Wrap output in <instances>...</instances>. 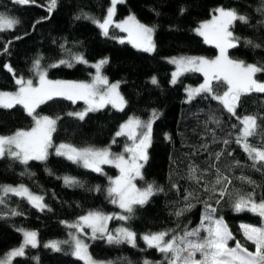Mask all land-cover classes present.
<instances>
[{"label": "trees", "instance_id": "obj_1", "mask_svg": "<svg viewBox=\"0 0 264 264\" xmlns=\"http://www.w3.org/2000/svg\"><path fill=\"white\" fill-rule=\"evenodd\" d=\"M48 3L49 0H35V3L18 5L13 0H0V13L19 20L14 28L0 32V90L16 86L13 73L5 65L11 66L15 78L33 77L32 66L36 60L40 61V66L47 67V75L51 78L88 80L93 67L71 61L72 55L78 53L86 61L106 59L101 71L108 81L119 82V92L127 101L123 111L106 105L89 112L83 120L68 115L82 109L81 100L73 103L55 98L41 105L36 110L38 114L60 117L52 134L53 146L61 141L79 147L110 146L115 153L124 144L123 136H115L123 119L152 118L153 111L158 114L153 121L151 142L146 150L148 159L143 162L141 170L143 179L135 180V184L143 188L152 183L164 191L152 196L145 205L134 206L130 220L109 221L108 228L120 225L137 233L135 248L127 243L115 245L106 239H92L88 228L79 233L89 245L92 257L112 261L113 264H144L145 260L152 264L164 262L163 254L148 248L140 234L168 229L179 232L184 226H198L204 214L205 201L217 209L216 218H223L234 237L251 248V243L244 240L238 223L260 225L261 219L249 211H234L233 203L237 196L253 191L257 201L264 197V170L252 168V162L235 143L238 134V129L232 128L233 124L238 125L235 117L206 94L196 96L191 102L186 99L185 85L200 82L201 74L184 73L173 84L170 81L172 66L167 57H212L216 49L206 44L194 29L215 7L222 6L235 9L248 19V24L236 21L231 29L240 37V42L238 47L228 50L230 58L264 64V23H261L264 22V0H125L117 4L114 19L132 14L141 23L154 27L152 40L155 50L152 52L135 48L125 41L121 43L117 37L122 32L114 26H110L108 36L103 35L91 20L83 17L82 13H87L101 19L111 0H57L52 12L48 11ZM77 16L81 18L77 19ZM246 40H251L252 45H247ZM255 44L261 47H253ZM60 59L69 61L72 66H49ZM153 76L157 78L156 85L151 83ZM257 78L264 81V73H258ZM224 88L223 85H215L218 94ZM246 114L264 116V94L242 97L237 115ZM213 118L220 121L219 125L212 122ZM31 123L32 118L22 106L0 108V134L26 129ZM260 123L264 126V120ZM225 139L230 143L225 144ZM251 142L258 143L259 137L251 138ZM52 148L46 161L32 160L27 165L7 154L0 157V185L23 184L34 194L43 196L47 205L40 211L27 200L12 194L5 197V204H0V256L20 243V228L37 233V247L27 246L25 255L14 257L11 264H83L72 255L71 243H61V251L45 247L43 243L48 239L70 241L68 232L75 228L68 225L77 223L78 217L89 211L99 210L111 215L118 211L107 195L109 178L117 174L114 166L102 165L103 174H100L57 156ZM191 167H196L197 175L202 177L198 183L190 179ZM217 169L222 176L230 178V184H215ZM65 176L76 178L82 186H66ZM241 176L255 181V186L239 179ZM214 185L215 193L212 191ZM205 186L208 191H205ZM221 188L227 190L223 198L219 197ZM189 192L198 199L185 201L184 197ZM186 203L195 206L177 217L175 212ZM11 209L22 214L13 216ZM203 234L202 231L201 236Z\"/></svg>", "mask_w": 264, "mask_h": 264}, {"label": "snow or ice", "instance_id": "obj_2", "mask_svg": "<svg viewBox=\"0 0 264 264\" xmlns=\"http://www.w3.org/2000/svg\"><path fill=\"white\" fill-rule=\"evenodd\" d=\"M125 0H111V6L107 9V15L102 19L89 16L82 13L85 19L91 20L102 30L103 35L108 36L110 26H113V17L116 11V5L124 3ZM18 5H28L35 3V0H13ZM57 5V0H49L48 11L52 12ZM217 15H213L212 20L202 23L196 32L202 36L206 44L214 45L219 54L214 59L197 56L172 57L169 63L176 66L172 73L171 83L175 84L178 77L187 72L201 73L203 83L199 87L186 89L188 102H191L196 96L206 94L213 100H216L231 116L238 121L232 128L238 129L235 137V143L243 150L251 167L257 171L264 170V126L260 121L264 116L259 114L237 115V109L240 107L242 97L251 94H264V81L257 78L258 73H264V64L246 63L243 60L230 58L228 50L236 48L239 45L240 37L234 35L231 30L236 21L248 24V19L240 15L235 9L217 8L214 10ZM261 11V9H258ZM80 19L81 16H77ZM19 23L15 17L0 13V32L10 30ZM264 23V22H261ZM114 26L123 32L128 33L129 42L133 46L146 52L155 50V44L152 40L154 27L140 23L134 15L128 16L125 20L115 23ZM123 43V40H121ZM247 45H252L251 40H246ZM253 47L259 48L260 44ZM7 52V48L4 49ZM73 59L79 63H87L82 55H75ZM60 64H72L69 61L61 60ZM107 60H101L92 65L96 69V76L92 83L50 80L47 78V72L38 71V83L32 79L25 80L23 77L15 78V73L10 65H5L9 72H12L15 83L18 86L15 92L0 91V108L11 109L15 106H22L27 115L33 120V126L30 129H18L11 135H0V157L5 154L19 160L27 165L29 161H46L49 155V149L53 147L52 134L56 131L57 121L60 117H51L40 115L37 109L55 98H64L75 103L77 100H83L88 106L81 112L68 113L69 116H75L83 120L89 112L98 111L106 105L111 104L117 110L123 111L127 104L125 98L119 93V82L109 83L107 77L101 75V67ZM40 61L36 60L34 66L39 69ZM51 67H57L53 64ZM153 85L158 84L157 78H151ZM215 85H223L225 89L222 94H218ZM99 86H103L102 91ZM158 114L153 111L152 118L148 121H141L139 118H129L128 121L120 125L115 133L116 137L126 136L132 141L131 145H125L122 153H112L110 147L95 148L84 147L77 148L71 144L61 143L55 147V154L63 156L74 164H79L84 168L91 169L94 172L103 174L102 165L108 164L114 166L119 171L115 178H109V187L107 195L112 204L117 205L123 213L117 215H108L102 211H90L87 215L79 217L75 224L68 225L70 228L77 229V234H70L71 241H51L45 247L52 248L55 251H61V243H71L73 245L72 255L83 264H113L112 261H98L89 253V245L79 238L78 233L85 228L91 229L92 239H106L109 244L127 243L133 248L137 247V233L128 227H120L113 231L108 229V221L119 219L127 221L132 218L134 206H143L149 199L163 192V188L155 186L152 183L146 187L139 188L134 183L137 179H143L142 168L147 162L146 149L151 142V131L153 121ZM212 122L219 125L218 119ZM231 135V133H229ZM259 137V142L254 144L251 138ZM115 143V140H113ZM225 144L230 141L225 139ZM127 154V156H126ZM219 159V154H217ZM142 161L144 163H142ZM239 165V161L236 162ZM196 167L190 168V179L199 182L202 177L197 175ZM242 181L255 186V181L241 176ZM66 186L72 187L80 185V181L74 177H63ZM231 183L227 176H222L217 169L216 185ZM82 186V185H80ZM175 187V186H174ZM99 191V186L96 188ZM205 191H208L205 186ZM215 193V185L212 188ZM8 194L27 200L32 207L40 211L45 210L47 205L43 202L44 197L31 192L23 184L13 187L11 185H0V204H5V197ZM227 194L226 188H221L219 197L223 198ZM255 193L250 192L246 195L237 196L233 203V209L236 212L249 211L261 219L259 226L252 224H241L240 228L245 241L254 246V250H249L243 243L236 240L229 230L223 218H216V208L212 207L206 201L205 210L200 224L193 228L184 226L178 232L177 229H168L159 232H149L143 234L140 238L148 248H154L164 256L166 264H264V197L259 201L255 198ZM194 197L192 192L185 195L184 200L189 201ZM217 199V204H219ZM195 205L186 203L185 206L175 212L177 217L183 216L191 211ZM15 209H11V215H21ZM179 229L180 226L178 225ZM23 233V243L15 249L8 252L3 258H0V264H11L14 257H23L25 248L31 246L37 247V233L20 229ZM206 235L201 236V232ZM234 246H229V241H234ZM199 254V259H197ZM158 262V264H164ZM144 264H152L145 260Z\"/></svg>", "mask_w": 264, "mask_h": 264}, {"label": "rangeland", "instance_id": "obj_3", "mask_svg": "<svg viewBox=\"0 0 264 264\" xmlns=\"http://www.w3.org/2000/svg\"><path fill=\"white\" fill-rule=\"evenodd\" d=\"M111 6V4L108 6V8ZM222 6H217V7H215L211 12H210V15L207 17V18H204V19H202L201 21H199V23L196 25V27H195V32H196V29L202 24V23H204V22H207V21H210V20H212V18H213V15H217V13H215V9H217V8H221ZM222 8H225V7H222ZM225 9H229V8H225ZM107 15V11H106V13H105V15L100 19V20H102L105 16ZM130 15H132V14H126V15H124L122 18H120V19H114L113 18V21H114V23H113V26H114V24L115 23H119V22H121V21H123V20H125L128 16H130ZM140 22V21H139ZM141 23V22H140ZM143 24V23H142ZM115 27V26H114ZM99 28V27H98ZM100 29V28H99ZM118 30H120L119 28H117ZM100 31L102 32V30L100 29ZM121 31V30H120ZM122 32V34L121 35H119L118 37H117V40H119V41H121V40H123V41H125V42H127L128 44H130V45H132L133 46V44L131 43V42H129V39H128V33L127 32H123V31H121ZM197 33V32H196ZM200 36V35H199ZM201 38H202V40L204 41V39H203V37L202 36H200ZM210 45H212V44H210ZM212 46H214V45H212ZM133 47H135V46H133ZM135 48H137V47H135ZM214 48L216 49V52H215V54L212 56V57H205V58H208V59H214L218 54H219V50L214 46ZM138 49H140V48H138ZM142 50V49H141ZM75 55H80V54H78V53H75V54H73L72 55V57H71V61H74V62H76L74 59H73V57L75 56ZM180 56H197V57H202V56H198V55H180ZM180 56H170V57H167V60H168V62H169V60H170V58H172V57H180ZM61 60H65V59H60V60H56V61H54L53 63H51L50 65H53V64H56V65H58V64H60L59 62L61 61ZM101 60H104V59H98V60H96V61H87V63H85V64H89V65H94V64H96L97 62H99V61H101ZM34 64H35V62H34ZM34 64H33V66H32V69H33V77H24V79L25 80H27V79H32L33 80V82H34V84L35 83H38V71H40V70H44V71H46V69H47V67H42V66H40L39 65V69H37L35 66H34ZM171 64V63H170ZM49 65V66H50ZM171 72H170V81L172 80V73L176 70V66L174 65V64H171ZM93 67V66H92ZM101 71V70H100ZM201 74V73H200ZM101 75L102 76H104L103 75V73H102V71H101ZM96 76V69H95V67H93V71H92V74H91V77L88 79V80H79V79H70V78H59V77H56V78H51V77H49L48 75H47V78L48 79H50V80H61V81H73V82H85V83H92L93 82V79H94V77ZM201 76H202V80L200 81V82H198V83H196V84H193V83H187L186 85H185V87H184V92H185V95H186V99H188V96H187V92H186V89L187 88H189V87H192V88H196V87H199V85L200 84H202L203 83V80H204V78H203V75L201 74ZM15 79V78H14ZM116 82H118V81H109V83H116ZM100 88H101V90L103 91L104 90V88H103V86H99ZM17 89H18V86L16 85L13 89H9V90H0V91H5V92H15V91H17ZM224 90H226L225 88H224ZM223 90V91H224ZM118 91H119V89H118ZM222 91V92H223ZM222 92H220L219 94H222ZM120 93V92H119ZM82 102H83V107H82V109L81 110H79V111H76V112H81V111H83L84 109H86L88 106L85 104V102L83 101V100H81ZM110 106H112L111 104H109ZM73 113H75V112H73ZM42 115H45V114H42ZM49 116V115H48ZM52 117V116H51ZM129 118H132V117H126L125 119H123L122 121H121V123L119 124V126H118V128H117V130H116V132L119 130V128H120V125L121 124H123V123H125L126 121H128L129 120ZM136 118V117H135ZM141 121H148L149 119H151V118H148V119H141V118H139ZM33 126V120H32V123H31V125H30V127H28V128H26L25 130H27V129H30L31 127ZM16 131H14V132H12V133H10V134H0V135H11V134H13V133H15ZM115 132V133H116ZM123 138H124V144L122 145V147L120 148V150L119 151H117V152H115L114 153V151H112V149H111V151H112V153H114V154H118V153H122L123 152V150H124V146L127 144V145H131V143H132V141H130V140H128L127 139V137L126 136H123ZM61 143H65V144H69V143H66V142H63V141H61V142H58L57 144H55L54 146H53V148H52V150L55 152V147L56 146H58V145H60ZM72 145V144H71ZM74 147H77V148H84V147H79V146H76V145H73ZM105 147H110V146H103V147H95V148H105ZM147 150V149H146ZM126 156H127V154H126ZM142 163H143V161H142ZM117 170V174L113 177V178H115L116 176H118L119 175V171H118V169H116ZM134 183H135V181H134ZM4 185H11V186H13V187H17V186H19V185H21V184H4ZM117 206V205H116ZM117 208H118V211H116L115 213H113L112 215H117V214H124L123 212H122V210L117 206ZM90 212V211H89ZM89 212H87V213H85V214H83V215H81V216H85V215H87ZM108 215H111V214H108ZM80 216V217H81ZM78 220H79V217H78V219H77V222H78ZM241 224H252V223H245V222H240V223H238V225H239V228H240V225ZM252 225H255V226H259V225H257V224H252ZM108 226H109V221H108ZM120 227H122V226H120V225H116V226H112L111 228H108L110 231H113V230H115V229H117V228H120ZM20 229H23V228H20ZM20 229L18 230L19 232H20V235H21V241H20V243L17 245V246H15V247H13V248H10V249H8L2 256H0V258H3L8 252H10L12 249H15V248H18L22 243H23V233L20 231ZM24 230H28V231H34V230H31V229H24ZM89 231H91V229H88ZM240 231H241V228H240ZM241 233H242V231H241ZM70 234H77V229H75V230H70L69 232H68V239L71 241V235ZM143 234H145V233H143ZM143 234H140V236L139 237H141ZM78 235H79V233H78ZM204 235H206V233H204L202 236H204ZM243 235V234H242ZM79 238L80 239H82L85 243H87L86 241H85V239H84V237L83 236H81V235H79ZM141 239V238H140ZM142 240V239H141ZM236 240H238V239H236ZM51 241H60V242H62V240H60V239H48V240H46L43 244L44 245H46V244H48L49 242H51ZM143 241V240H142ZM144 242V241H143ZM241 242V241H240ZM241 243H243V242H241ZM244 244V243H243ZM72 245V244H71ZM235 245V240L234 241H229V246H234ZM245 245V244H244ZM60 246H61V244H60ZM246 246V245H245ZM247 247V246H246ZM249 248V247H248ZM249 250H254V246L253 245H251V248H249ZM72 251H73V245H72V247H71V253H72ZM198 255V254H197ZM95 259V258H94ZM197 259H199V257H197ZM96 260H98V261H105V262H107L106 260H101V259H96Z\"/></svg>", "mask_w": 264, "mask_h": 264}]
</instances>
